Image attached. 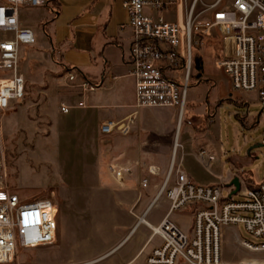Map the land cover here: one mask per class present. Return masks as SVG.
Here are the masks:
<instances>
[{"label": "rangeland", "instance_id": "374dc122", "mask_svg": "<svg viewBox=\"0 0 264 264\" xmlns=\"http://www.w3.org/2000/svg\"><path fill=\"white\" fill-rule=\"evenodd\" d=\"M50 1L47 12L41 8L23 7L20 10L22 23L35 31L38 43L43 38V28H47L41 23L42 18L46 21L61 14L56 22L58 35L64 39L72 34L74 24L72 27L69 24L87 0ZM215 2L201 0L197 6V19L208 20L209 12L204 11H209ZM177 15L184 20L183 5L170 13L169 18L175 20ZM88 21L92 23L90 17ZM48 30L44 31L46 35ZM202 40V44L193 49L194 58L200 59L202 68H193L188 98L199 94L201 100L210 103L207 106L211 110L192 117L184 115L177 157L180 158L184 151L183 134L188 127H194L196 142L203 139L207 151H210L208 147L216 149L217 145L224 146L227 151L240 146L247 154L252 147L262 144L264 107L260 102L251 103L247 116L253 121L249 126L242 124V109L226 98L228 78L218 66L220 40L218 36H205ZM78 58L77 52L71 51L63 62L73 70L79 66L74 65ZM38 60V65H23L22 55L20 70L26 79L25 95L2 120L8 186L24 201L51 200L58 208V228L54 244L22 250L15 262L147 264L148 256L160 245V239L144 225L135 231L134 228L154 202L165 180L172 159L178 116L173 110L168 113V109L163 108L141 109L154 114L146 115L140 122V109L133 107L132 79L125 77L113 88L101 89L88 99L89 106L94 103L104 105L107 109L103 111L107 114L131 112L116 120L129 124L127 133L103 135L100 129L105 119L98 117L97 110L88 107L71 110L65 115L60 112L62 103L77 106L75 97L82 100L80 91L84 92L63 78L70 72L68 69L58 65L52 67L51 61L44 57ZM207 80L217 84L215 87L209 83L211 91L199 84V81ZM214 114L212 132L205 133ZM158 119L165 124L159 123ZM248 142L250 146L246 148ZM190 149L198 154L196 148ZM252 152L258 153L261 160L264 158V147ZM195 154L188 155L185 163L193 182L205 185L216 181L214 171L217 167L206 160L196 159ZM162 163L166 165L162 167ZM113 167L121 171L123 180L117 179ZM151 167L161 168L160 175L152 176L149 173ZM178 167L176 161L175 168ZM174 179L175 174L172 182ZM223 196L228 198L229 193L225 190ZM232 198L241 200L239 194ZM168 210L169 204L162 196L150 210L147 220L156 226ZM172 220L185 232H192L191 212L175 213ZM243 241L252 245L264 243L263 239L248 234L243 225L222 229V264H264V253L247 249Z\"/></svg>", "mask_w": 264, "mask_h": 264}, {"label": "built area", "instance_id": "2783aa9c", "mask_svg": "<svg viewBox=\"0 0 264 264\" xmlns=\"http://www.w3.org/2000/svg\"><path fill=\"white\" fill-rule=\"evenodd\" d=\"M50 0H0V264H19L22 250L55 243L58 208L51 200L24 201L8 186L6 147L2 120L7 111L23 100L26 79L20 70L22 47L36 45L35 32L21 23L20 10L40 8ZM201 0H126L123 8L127 24L120 30L129 34L127 57L129 76L135 83V106L139 109H176L180 122L186 112L194 68V47L205 36L221 43L219 68L235 93H253L264 107V0H216L208 20H198ZM184 7V20L169 14ZM66 82L83 92H94L98 85L73 72ZM69 108L62 106L63 114ZM129 131L125 121L101 126L103 135ZM264 144V140L262 141ZM206 151L199 156L203 159ZM213 161L212 156L208 157ZM117 179L121 171L113 167ZM152 175L155 172L150 169ZM175 179L172 182V177ZM220 185L194 183L184 169L172 160L155 200L165 197L167 215L151 228L160 239L147 258V264H222V229L243 225L253 237L264 240V178L256 189L239 191L241 200L223 196ZM154 200V201H155ZM55 209V211H54ZM193 214L192 232H185L172 220L175 213ZM243 245L264 253V243Z\"/></svg>", "mask_w": 264, "mask_h": 264}, {"label": "crops", "instance_id": "0c3cea01", "mask_svg": "<svg viewBox=\"0 0 264 264\" xmlns=\"http://www.w3.org/2000/svg\"><path fill=\"white\" fill-rule=\"evenodd\" d=\"M124 1L126 0L85 1L83 5H81L80 8L78 9L77 14L72 18V21L70 22L71 24H69L70 27H72L74 24L72 29V34L64 39H60L58 35V24L56 22L57 17L59 18L61 14H59L58 16L56 15L57 16L56 18L53 16L52 19L49 20L46 19V21H44V18H42L41 21L43 22L41 23L46 25L47 28L45 29L43 28V32H42L43 38L42 40L40 39L39 41L40 43H38L37 40L36 45L31 47L21 48L20 61L23 55V61H24L23 65H38V61H39L38 59L40 57H44L45 59L51 61L52 67L54 65H58V67L61 66L63 68L68 69L70 72L75 73L76 75H78L79 78L86 79L90 83L98 85L99 89L94 92L82 93L80 91L82 100H80V97L77 96L75 97L78 103L77 106H69L65 103H62L60 105L61 113H62L61 111L62 106L69 108L70 109L69 113L71 110H76L77 108L78 109L81 108L85 110L88 107H91L92 109H94V111L95 110L98 111L99 118L104 117L105 121H103L102 124L108 122H119L116 120H119L121 117H126L131 113L130 112L128 114L127 113L107 114L104 113L103 109L105 108V106L102 104L94 103L91 104L90 106L88 105V99L90 100L92 93H95L101 89H111L121 79L125 77L131 78L129 76L130 68L127 62V57L129 52V39H128L129 34L123 33L120 30V26L127 24L128 22V14L123 8ZM50 7H51V1H49L46 6L40 8L44 10V12H47ZM88 17H90L92 20L91 24L88 23L89 22ZM22 25L24 27L30 28L23 23ZM46 29H49L47 31L48 32L47 35L44 33ZM71 51L77 52L79 57L77 60L75 59L76 61H74L75 62L74 65H79V66L77 68H74L73 70H70L71 67L70 65L65 64L63 62L64 60L63 58L65 57V55ZM79 55L82 57H80ZM70 72L66 73L65 76L63 77L65 78V80H66V76ZM22 74L24 75V73ZM109 75L111 77H109ZM207 81L208 82H205L203 85L209 88L208 89L209 91H211L212 89L211 87H208L209 83L211 84V86L216 87L217 85L216 83H213L210 80ZM228 83H229V89L226 98L228 101L234 102L235 106L242 109V111L240 112V114L242 113L243 115L241 118L242 124L244 126L245 125L249 126L253 121V118L247 116L249 113V106L253 102H259V100L257 96L253 93L233 92L229 79H228ZM132 88L134 94V104H133L134 107L136 98H135V83L133 79H132ZM195 89H197V87L194 88V90ZM207 103L210 104L207 101L204 102L203 100H201L199 98V94L193 95L191 96L190 100L188 98L187 105L189 111H187L185 114L186 115L189 114V116L192 117L198 115L199 113L202 114L205 111L208 113V110L211 109L209 108V106H207ZM196 104L197 105L199 104V107H197ZM193 105L194 107H192ZM169 110H173V114L177 115L176 109H168V113H171L169 112ZM263 112H264V108L262 110V113ZM149 114H154V113L153 112L148 113L147 111L140 109V122L144 121V117ZM95 115L97 116V114ZM157 121L161 124H165V122L159 121V119ZM211 123L212 124L209 126V128L205 133L212 132L211 126L215 123V114ZM192 128L188 127V129L184 131L183 134L184 151H182L180 158L179 156L177 157V153H176L175 164L177 161V165L181 166L184 169V171L188 174L185 165L186 159L188 155L195 154L192 153L190 148L191 147L196 148L198 151V154H195L196 159L198 160L200 159L201 161L206 160L207 162L212 163L217 167L216 170L214 171V174L217 177L216 181L212 182L211 184H205L202 186H214V185L224 186L226 188V191L229 193V196H231L234 191V188L231 186V182L237 178L239 179L240 182L241 191L250 188L253 189L258 188L259 184L263 181L264 178V158L261 160L259 158V154L253 152H251V156H247V154L245 153L246 151L245 148L242 149L240 148V146L233 148L231 151H227L225 150L224 146L217 145L215 147L216 149L212 147H208L210 148V151H207L203 146V142H204L203 139H201L199 143L196 142L197 141L196 135H194V131L192 130ZM179 135H178V140L180 137ZM263 140H264V135L262 141ZM248 146H250V142L245 143V147L247 148ZM201 151H206L207 153V155L203 159L199 156ZM172 156H173V152H172ZM209 156H212L214 160L209 161L208 159ZM172 160L173 158L171 159V163ZM165 165H166L165 163H162V167ZM117 167L123 169L119 165ZM152 168H155L154 175H152L151 172L149 171V173L152 176L160 175L161 168L151 167V169ZM189 177L192 180V177L191 176ZM141 225L140 222L139 223L137 222L134 231L137 230Z\"/></svg>", "mask_w": 264, "mask_h": 264}, {"label": "bare ground", "instance_id": "6f19581e", "mask_svg": "<svg viewBox=\"0 0 264 264\" xmlns=\"http://www.w3.org/2000/svg\"><path fill=\"white\" fill-rule=\"evenodd\" d=\"M181 122L179 121V123H178V126H177V129H176V137H175V142H174V148H173V156H172V158L175 160L176 159V153H177V150H178V148L180 147V143H179V140H178V135H179V132H180V128H181ZM152 170L153 171H155V168H152ZM156 175H157V173H156ZM156 203H158V200L156 201H154L152 204H151V206L148 208V210L144 213V215L143 216H141L140 217V221H138V223L140 222V225L141 224H143V225H145L146 227H148V228H155V226H153V225H151L148 221H147V215H148V213L150 212V210H151V208L156 204ZM54 211H55V209H54ZM139 225V224H138Z\"/></svg>", "mask_w": 264, "mask_h": 264}, {"label": "water", "instance_id": "95a60500", "mask_svg": "<svg viewBox=\"0 0 264 264\" xmlns=\"http://www.w3.org/2000/svg\"><path fill=\"white\" fill-rule=\"evenodd\" d=\"M261 147H264V144L262 143V144H258V145H256V146H254V147H252L248 152H247V156H251V152L254 150V149H256V148H261ZM231 186L234 188V191H233V193H232V195H231V197L233 196V195H237L238 194V192L240 191V182H239V179H234L232 182H231Z\"/></svg>", "mask_w": 264, "mask_h": 264}, {"label": "trees", "instance_id": "16d2710c", "mask_svg": "<svg viewBox=\"0 0 264 264\" xmlns=\"http://www.w3.org/2000/svg\"><path fill=\"white\" fill-rule=\"evenodd\" d=\"M202 63H201V61H200V59H194V66L198 69V70H200L201 68H202ZM69 71V70H68ZM200 72V71H199ZM200 76L201 75H198V77L200 78ZM206 81H199V84H204ZM250 189H253V188H250Z\"/></svg>", "mask_w": 264, "mask_h": 264}]
</instances>
